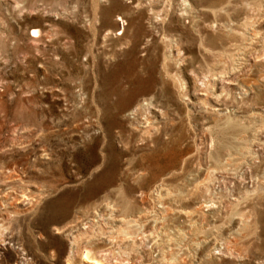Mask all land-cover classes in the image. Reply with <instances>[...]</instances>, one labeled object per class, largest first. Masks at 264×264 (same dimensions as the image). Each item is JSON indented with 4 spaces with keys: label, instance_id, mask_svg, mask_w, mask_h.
I'll return each mask as SVG.
<instances>
[{
    "label": "rangeland",
    "instance_id": "374dc122",
    "mask_svg": "<svg viewBox=\"0 0 264 264\" xmlns=\"http://www.w3.org/2000/svg\"><path fill=\"white\" fill-rule=\"evenodd\" d=\"M118 2L0 0V264H65L72 238L71 264L83 248L102 264H264V0ZM128 64L164 82L149 113L166 153L182 151L164 172L143 168L138 132L126 149L112 120L126 127L128 110H104L106 77ZM211 69L244 92L195 93Z\"/></svg>",
    "mask_w": 264,
    "mask_h": 264
},
{
    "label": "bare ground",
    "instance_id": "6f19581e",
    "mask_svg": "<svg viewBox=\"0 0 264 264\" xmlns=\"http://www.w3.org/2000/svg\"><path fill=\"white\" fill-rule=\"evenodd\" d=\"M110 1H111V4L118 3V5H120L118 0H110ZM208 1L211 4H213L214 1H216V0H208ZM206 6H208V5H206ZM210 8H212V6ZM207 27H211V25L209 24V25H207ZM29 31H30V34H32V37H37L40 33L39 28H35V27L33 29H30ZM214 36L213 35H210V36L205 35V37H204L205 43L203 42L204 46H205V47L203 46V49H204V51H207V53L212 56L211 58H214L216 55V53L214 54L213 51L211 52V50L210 51L208 50L209 48H211V49L216 48L217 43L215 42L216 40H215ZM218 36H219V34H218ZM251 37H253V36H251ZM249 39H251V38H249ZM201 40H203V37L201 38ZM231 44L232 43H230V46H231ZM244 48H245V46L242 47V49H244ZM231 49H233V51H234L233 53L236 54L237 61L235 62L236 66L230 68L229 72H231L232 69L233 70L237 69L239 64H241L239 59H242V56H239L240 54H239L238 45H237V47H236V45L232 46ZM240 49H241V45H240ZM168 50L169 51H168L167 56L170 57V54H172V49H168ZM223 52H225V51H223ZM217 54L222 55L220 53H217ZM237 54H239V55L237 56ZM164 55L165 56H163V58L165 59L166 54H164ZM206 60H208V59H206ZM167 61H168V59H167ZM222 62H223V58H222V56H220L219 59L216 58L215 61H213V64L216 63L215 65H220V64H222ZM161 63L164 64L162 61H161ZM213 64H210V66H212ZM165 65H166V63H165ZM132 67L133 66H130L128 64V67H126V69L124 71L110 72L109 77H106L109 80L107 81L108 87H106V90L104 93V98L105 99L110 98L111 100H112V98H114V102L112 103L113 104L112 107L109 106V103H108V105L105 104L104 110L106 112H110V110L113 108V110H115L116 112H119V113L122 111H125V109L128 110V115L130 116L132 121L129 124H127L126 127L123 124H121V122L117 121L116 119L112 120V123L115 121L116 124L118 126H120V128L123 129L126 133L125 142H124L126 149H130L132 144L135 142L134 139H133V141H132V139L129 140L132 132H134V131L138 132L139 134H135L134 137L137 136L138 138H140L141 140H143L146 143V146H150L148 151L141 153V155H140L143 163L145 162V165L143 166V168L146 170L152 169V170L156 171V173L157 172L158 173L164 172L166 169H168V167L173 166L177 162L179 157L182 155V151L180 149H178L177 147L171 148L169 150V154L166 153V151H167L166 149H168L167 144L170 143V140H168L169 142L168 141L164 142L161 140V136L158 135V131H157V128L155 126L156 125L155 124V116L153 117V115H150V113H149L152 110L153 111L158 110L161 112V107L159 108L158 103H157L158 93L156 92L157 91L156 86H158V84H160L161 86H159L160 87L159 92L161 93V95H165L166 92H165V86L163 84L164 82L158 81V79L154 76V70L153 69L150 71L149 78L143 79L137 75V73L133 70ZM211 70H210L211 72L209 74H206L207 79L206 78L204 80L199 79V83H194L195 81L193 82L192 80H190V83H191V85L194 84L195 88L194 87L193 88L195 90V93L200 94V95H204V96H210L211 98H214L216 101L217 99H219V96L221 94H223V92L225 93V90L223 88L218 89V85L221 84V81H223L224 72L222 73V71H214L213 69H211ZM146 72L149 74V71L146 70ZM169 74L170 73H167V69H166V71H164V75L167 77V76H169ZM153 76L156 78L155 80H154ZM170 76H171V74H170ZM223 82L227 83L228 85H236V87L238 89H240V91H241L239 93L244 92V89L241 88L240 86H237V82H235L232 79L224 80ZM179 83H180V81H179ZM182 89H183V86L181 84L180 86H178V91H177L180 98L183 97V95H184L182 93ZM148 94H149V97H147ZM134 95H140L139 99L136 100L135 98H133ZM171 95L172 94L170 92V95H167V97H170ZM134 99H135V101H134ZM200 100H201V102H203V100L201 98H200ZM133 101H134V103H133ZM167 105H169V104H165L164 108H166ZM164 110L165 109H162L161 115H165ZM161 115H160V117H161ZM171 121H172V119H171ZM170 129H169L168 135L170 136V138H172V141L174 142V139L172 137V136H174V134L172 133V131H170ZM176 144L177 143H174V145H176ZM167 156L169 157L168 160L166 158ZM104 175L105 176H99L97 178L98 179L97 181L105 183V185L111 184L113 181V178L110 177V175H108V174H104ZM195 191L200 192L201 190L199 189L198 186H195ZM36 199L37 200L41 199V195L39 193H37L35 195H31V197H30V201H35ZM60 201H63L64 204L62 206H60L59 202H58L57 207H59L58 208V214L59 215L65 213L66 207H68V205H69L68 199L60 198ZM204 203H205L204 206L207 207L208 201H204ZM124 218H125V216H124ZM105 219L110 220L111 224H114V221H117V220L121 221L123 219V217L106 216ZM123 223H124V221H123ZM86 226H88V225H86ZM77 247H78V244H77L76 239L72 238L68 242V252H67V255L65 256L66 257L65 264H71L72 260L70 258V253L75 251V249H77ZM80 255L83 257V259L81 260L82 261L81 264H102V260L96 255V253H94L90 249H87V248L81 249Z\"/></svg>",
    "mask_w": 264,
    "mask_h": 264
},
{
    "label": "built area",
    "instance_id": "2783aa9c",
    "mask_svg": "<svg viewBox=\"0 0 264 264\" xmlns=\"http://www.w3.org/2000/svg\"><path fill=\"white\" fill-rule=\"evenodd\" d=\"M29 34H30V31H29ZM32 36V34H30Z\"/></svg>",
    "mask_w": 264,
    "mask_h": 264
}]
</instances>
